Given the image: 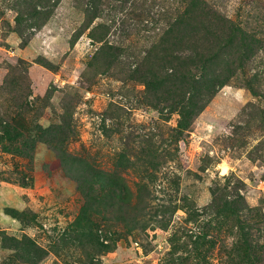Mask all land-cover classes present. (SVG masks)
Masks as SVG:
<instances>
[{
	"label": "rangeland",
	"instance_id": "1",
	"mask_svg": "<svg viewBox=\"0 0 264 264\" xmlns=\"http://www.w3.org/2000/svg\"><path fill=\"white\" fill-rule=\"evenodd\" d=\"M200 1L178 55L224 26L253 54L220 55L234 74L177 135L143 81L192 0H0V127L22 133L0 140V264H247L242 226L264 264V0ZM79 160L123 189L82 225Z\"/></svg>",
	"mask_w": 264,
	"mask_h": 264
},
{
	"label": "trees",
	"instance_id": "2",
	"mask_svg": "<svg viewBox=\"0 0 264 264\" xmlns=\"http://www.w3.org/2000/svg\"><path fill=\"white\" fill-rule=\"evenodd\" d=\"M205 8L206 6L200 0H192V4L186 10L177 13L176 20L179 22L171 24L170 28L162 35L158 50L161 55L154 53L153 60L156 65L150 66L147 71L148 77L143 81L151 90L157 91L158 95L163 96L169 105L168 108L179 113L180 118L175 129L177 135H182L184 131H190L191 122L205 106L202 102L207 101L208 95L214 94L219 87L224 86L230 74H234L231 69L233 65L229 64L225 58H221L227 55L230 46H236L239 51L247 50L250 57L253 54V49L249 47L246 38L243 39L241 35L239 40L237 39L239 37L237 32H240L238 29L224 26L222 31L219 30V35H217L218 32H213L214 29L212 32H208V36L199 41L198 47L183 48V52H191L190 55L184 53L178 55L176 48L179 45V40L180 44H185L183 37L188 31L209 26L207 23L214 12H207L208 10L206 11ZM32 11L34 14L37 13L35 6H33ZM216 48H219L220 53H210V50ZM220 55L222 56L220 57ZM219 59L224 64L222 72L214 67L215 64H219ZM194 72H199L201 75L199 79H195ZM19 127V123H13L11 120H8L6 124L2 121L0 140H7L12 143L18 140L22 136L18 130ZM79 161L83 167L79 187L82 188V192L85 193L84 197L88 200L77 222L78 225H82L86 224V215L90 216L89 212L93 210V206L98 207L100 205L104 199H102L104 192L107 193L104 196L108 199L123 198L116 191L119 190L117 181L110 178L108 173H103L90 163L84 164L81 160ZM127 200L130 201L128 197ZM230 209L231 203H226L225 210L230 211ZM237 210L239 211V209ZM240 229H242L240 230L242 236L240 245L245 247V250L242 248V251L246 254V263L249 264V258L256 250L249 246L251 238L245 227L242 226Z\"/></svg>",
	"mask_w": 264,
	"mask_h": 264
},
{
	"label": "bare ground",
	"instance_id": "3",
	"mask_svg": "<svg viewBox=\"0 0 264 264\" xmlns=\"http://www.w3.org/2000/svg\"><path fill=\"white\" fill-rule=\"evenodd\" d=\"M225 171V170H224Z\"/></svg>",
	"mask_w": 264,
	"mask_h": 264
}]
</instances>
